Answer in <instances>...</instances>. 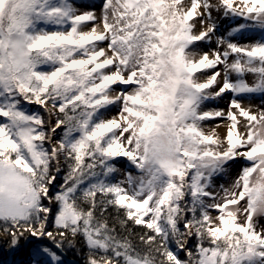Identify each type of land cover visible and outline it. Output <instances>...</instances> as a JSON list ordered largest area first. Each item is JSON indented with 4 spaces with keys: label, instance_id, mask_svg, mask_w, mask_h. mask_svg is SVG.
Wrapping results in <instances>:
<instances>
[{
    "label": "rangeland",
    "instance_id": "374dc122",
    "mask_svg": "<svg viewBox=\"0 0 264 264\" xmlns=\"http://www.w3.org/2000/svg\"><path fill=\"white\" fill-rule=\"evenodd\" d=\"M27 1L37 13L33 25L0 32V51L18 67L28 50L22 32L56 33L70 42L69 57L84 62L96 85L95 123L110 154L100 187L165 239L169 170L183 168L208 232L219 236L226 224L238 227L248 240L244 264H264V0H190V10L185 0ZM4 111L0 100V220L31 219L38 224L30 236L43 239L35 234L41 230L48 239L54 200L47 189L57 187L51 178L42 207L32 177L44 159L54 171L63 162L58 110L51 131L45 109V142L33 113L18 110L9 120ZM53 141L64 147L57 166ZM169 211L175 239L188 237L193 225L184 222L182 207ZM26 249L2 261L21 264L32 257ZM183 252L188 258L185 247L166 249L165 256L190 264L178 258ZM212 260L205 257L206 264Z\"/></svg>",
    "mask_w": 264,
    "mask_h": 264
},
{
    "label": "trees",
    "instance_id": "16d2710c",
    "mask_svg": "<svg viewBox=\"0 0 264 264\" xmlns=\"http://www.w3.org/2000/svg\"><path fill=\"white\" fill-rule=\"evenodd\" d=\"M36 15L30 1L0 0V32L17 30L28 21L33 25ZM22 33L26 36L28 50L20 66H11L2 49L0 51V69L3 71L0 100L4 113L9 120L18 110L33 113L34 127L40 130L38 138L45 142L49 133L41 103L55 105L60 124L57 139L63 143L65 155L59 169L54 171L52 163L44 159L35 167L36 174L32 177L41 191L42 207L47 205L42 191L50 186L51 178L57 187L47 189L54 200L53 219L46 227L48 240H26L30 229L38 224L31 219L0 220V231L8 238L6 247H2L0 241V264L10 262L25 243L32 257L22 260L21 264H53L41 251L53 254L56 257L54 264H68L60 250L68 259L81 264L106 261L114 264H174L166 259L165 250L176 251L179 247H185L189 257L186 258L183 252L178 258L189 260L190 264H206L208 255L213 256L211 264H244L242 255L248 244L244 232L232 224H226L219 236L208 232L197 195L192 190L191 177L188 176V185L183 180L186 174L183 168L169 170L173 179L168 187V202L166 206L163 204L162 224L168 230L165 239L113 201L109 191L100 187L110 154L103 145L105 131L95 123L96 85H90L86 65L69 57L72 45L58 34L31 38L32 34ZM27 38L34 44L27 43ZM45 69H50L48 74L43 73ZM174 205L184 210V222L193 225L188 237L181 233L175 239L174 231L169 227L172 221L169 210Z\"/></svg>",
    "mask_w": 264,
    "mask_h": 264
},
{
    "label": "bare ground",
    "instance_id": "6f19581e",
    "mask_svg": "<svg viewBox=\"0 0 264 264\" xmlns=\"http://www.w3.org/2000/svg\"><path fill=\"white\" fill-rule=\"evenodd\" d=\"M185 7L187 9H193V7L190 5L191 1L190 0H185ZM191 6V7H190ZM50 124H51V128L52 131H54L55 127H56V123H55V115H54V109L50 108ZM51 148L53 150V157H54V161H55V165L57 166L60 162V158L62 155V148L61 146L56 143V142H52Z\"/></svg>",
    "mask_w": 264,
    "mask_h": 264
},
{
    "label": "water",
    "instance_id": "95a60500",
    "mask_svg": "<svg viewBox=\"0 0 264 264\" xmlns=\"http://www.w3.org/2000/svg\"><path fill=\"white\" fill-rule=\"evenodd\" d=\"M42 105H43V107H44L45 109H47V111H48V113H49V116H50V108L54 109V115L56 114L57 109H56V107H55L54 105L49 104V103H46V102H44ZM50 120H51V119H50ZM21 122H23V121H21ZM50 129H51V131H52L51 124H50ZM51 140H54V134H53V133H52ZM59 145H60V144H59ZM60 146H61V148H62V151H64V147H63V145H60ZM36 233H38V235L41 236V238H43V239H47L46 236L40 235V234H43V231H41V230H37V231H35V234H36ZM0 238L3 240V244H2V245H3V246L6 245V241H7L6 236L3 235V234H0ZM32 238H33V237L29 235L26 239H32ZM54 246H55L56 248L59 249L58 246H56V245H54ZM23 248H24L25 253H26V252H27V251H26V250H27V249H26V246L24 245ZM61 253H63V252H61ZM66 261H67L68 263L74 262V263L78 264V262H77V261H74V260L66 259ZM104 264H105V263H104ZM182 264H185V263H182Z\"/></svg>",
    "mask_w": 264,
    "mask_h": 264
}]
</instances>
